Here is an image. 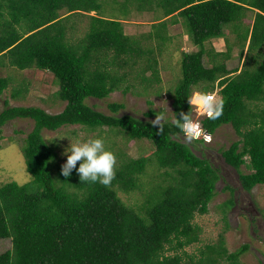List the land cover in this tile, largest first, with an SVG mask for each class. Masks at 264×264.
<instances>
[{"label": "trees", "instance_id": "1", "mask_svg": "<svg viewBox=\"0 0 264 264\" xmlns=\"http://www.w3.org/2000/svg\"><path fill=\"white\" fill-rule=\"evenodd\" d=\"M129 3L139 9L155 4L162 10L146 38H156L157 45L145 46L127 34L125 18L104 16L99 0H0V70L12 66L49 71L58 79L56 96L66 102L56 113L13 105L4 97L12 77L0 76V126L20 117L34 121L22 148L33 178L0 185V240H12V248L0 253V264H187L185 257L192 264H239L249 249L245 244L230 252L221 237L201 248L198 260L184 251L200 241L202 229L194 219L209 212L222 175L203 151L197 153L204 139L189 141L174 121L181 113L192 118L189 100L195 89L199 94L217 91L223 113L215 120L204 118L203 126L214 134L231 124L241 139L222 150L226 163L238 171L246 191L264 184V0H125L123 6ZM93 11L85 35L70 41L72 16ZM249 12L254 13L252 22L247 21ZM177 18L196 50L182 53L183 76L172 93L174 120L162 121L160 130L154 121L119 114L124 103L110 102L112 113L107 114L87 102L121 89L128 72L118 75L116 66L123 68L143 56L153 69L154 79L147 80L161 81L156 55L171 40L167 29ZM218 38H224L226 50H216L213 41ZM237 58L242 65L230 68ZM28 90L27 85L16 86L10 97L18 100ZM161 112L150 108L146 115ZM69 125L91 131L118 129L130 142L145 140L155 151L138 158L120 153L108 186L81 181L75 169L65 177L57 142L47 141L43 131ZM152 161L166 169V175L161 182H149L140 203L127 204L119 191H142L141 178ZM244 164L249 173L241 171ZM234 204L230 198L224 206Z\"/></svg>", "mask_w": 264, "mask_h": 264}, {"label": "rangeland", "instance_id": "2", "mask_svg": "<svg viewBox=\"0 0 264 264\" xmlns=\"http://www.w3.org/2000/svg\"><path fill=\"white\" fill-rule=\"evenodd\" d=\"M103 5L102 14L106 17H118L124 19L125 32L144 45H157V39H146L148 33H152L153 25L159 21L158 14L162 10L153 4L139 9L137 3L126 4L125 0H99ZM153 8L155 10H153ZM63 15L66 11H62ZM96 12L73 15L70 24L74 27L69 28V39L77 42L83 37L89 28L90 18L88 15H95ZM247 21L252 22L254 13L249 12ZM162 16V15H161ZM179 22L174 24L169 22L167 29L171 40L167 43L162 52L157 53L158 64L155 65L159 70L161 81L147 79L153 77V69L149 68L148 56L136 58L137 61L130 62L128 66L118 69L117 73L127 71L128 76L122 81L121 89H118L104 99L88 98L87 102L96 109L107 114L112 113L108 107L110 102H120L125 104V108L119 111V114L129 113L141 119L151 121L156 120V116L149 117L146 113L150 108L158 113L163 111L167 113L168 120H174V88L180 83L183 76L181 58L183 51L196 50V46L189 39L187 29L180 18ZM177 20V21H178ZM230 36V35H229ZM231 38V37H230ZM215 40V39H214ZM223 39H216L215 43L225 48ZM158 51V49H156ZM240 60L234 59L229 63L230 68L242 65ZM207 63V59H205ZM210 65V64H207ZM9 75L12 82L6 90L4 97L10 98L13 105L40 106L50 113L60 112L64 109L66 102L61 101L56 96L59 89L58 79L54 74L36 67L20 70L18 68H3L0 70V76ZM154 79V77H153ZM28 86L27 94L24 97L13 99L10 92L16 86ZM130 87V90L124 92V88ZM199 92L195 89L193 98ZM219 94V93H218ZM215 94L217 101L221 100L220 95ZM192 98V99H193ZM152 102V103H150ZM194 104V117L204 118L205 112ZM34 121L28 118H17L0 126V185L9 181H17L19 184L29 182L33 176L27 170L26 158L22 148H24L27 135L33 130ZM43 135L47 141H56L58 145L59 157L64 164L67 160L65 150L77 141H85L90 138L102 137L105 141V147L116 155V165L122 156L138 158L143 155H153L155 147L145 140L129 141L126 135L117 130L108 127L98 128L91 131L82 125L64 126L56 131L44 130ZM241 139L231 124H225L219 127L213 134L210 141L205 143L197 151H203L205 156L210 159L213 165L220 169L222 178L217 183V193L209 205V212L206 214H196L194 223L198 224L202 231L200 241L187 246L184 251L188 254H195L196 260L200 257V249L209 243H217L221 237L224 238L226 247L230 252L239 250L243 245L249 244V249L239 257V264H264V184L254 187L251 192L246 191L241 186L238 171L226 163L222 150ZM247 160L249 158L247 157ZM82 161H78L80 164ZM115 165V166H116ZM166 169L158 167L153 161L147 165L145 174L141 178L143 190L135 191L132 194H125L119 191L123 200L135 206L144 199V192L150 189L151 180L161 182L164 178ZM241 171L249 173L251 170L246 164L242 165ZM174 174L173 170H168ZM160 174H163L162 176ZM228 186L232 187V192ZM233 198L235 204L231 207H225L224 203ZM228 224V225H227ZM12 248L10 238L0 240V253ZM169 253H174L173 251ZM187 264H192L189 257H185ZM230 264L224 260L222 264Z\"/></svg>", "mask_w": 264, "mask_h": 264}, {"label": "clouds", "instance_id": "3", "mask_svg": "<svg viewBox=\"0 0 264 264\" xmlns=\"http://www.w3.org/2000/svg\"><path fill=\"white\" fill-rule=\"evenodd\" d=\"M218 94L217 91L214 94L201 93L196 95L189 102L200 107L209 119H218L223 113V100L217 101L214 97ZM220 95V94H218ZM221 97V95H220ZM194 105V104H193ZM204 117V118H206ZM204 118L194 117L192 118L189 113H181L180 118L174 121V125L178 127L185 137L189 140H197L202 137L205 141H210L213 136L202 123ZM167 120V113L161 112L157 115L156 120L153 122L162 128V121ZM203 132H207L210 135H204ZM67 155L66 162L62 165V175L69 177L73 170L80 175L81 181L89 183H99L104 186H108L115 175L116 155L105 147V141L102 137L90 138L85 141L71 142V146L65 150ZM82 161L77 168V162ZM243 188V187H242Z\"/></svg>", "mask_w": 264, "mask_h": 264}, {"label": "crops", "instance_id": "4", "mask_svg": "<svg viewBox=\"0 0 264 264\" xmlns=\"http://www.w3.org/2000/svg\"><path fill=\"white\" fill-rule=\"evenodd\" d=\"M218 39H223V41H224V38H218ZM215 41H216V39L213 42H214V46H215V48H216L217 51H220L221 52V51L226 50V46H225V48L224 47H221V46L218 45V43H215ZM224 42H222V43L224 44ZM231 61H234V59L231 60Z\"/></svg>", "mask_w": 264, "mask_h": 264}, {"label": "built area", "instance_id": "5", "mask_svg": "<svg viewBox=\"0 0 264 264\" xmlns=\"http://www.w3.org/2000/svg\"><path fill=\"white\" fill-rule=\"evenodd\" d=\"M204 135H210V134H208L207 132H203V136H204Z\"/></svg>", "mask_w": 264, "mask_h": 264}]
</instances>
